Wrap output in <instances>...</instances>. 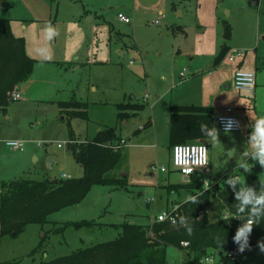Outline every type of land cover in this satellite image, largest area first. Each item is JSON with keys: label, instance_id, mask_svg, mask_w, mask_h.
Wrapping results in <instances>:
<instances>
[{"label": "rangeland", "instance_id": "374dc122", "mask_svg": "<svg viewBox=\"0 0 264 264\" xmlns=\"http://www.w3.org/2000/svg\"><path fill=\"white\" fill-rule=\"evenodd\" d=\"M4 1L0 16L12 18L13 34L25 40L26 54L37 61L30 80L23 83L27 99L10 101L0 111V184L22 177H60V173L80 176L82 167L73 159L69 142L63 143L70 131L83 140L98 122L121 126L122 120L117 118L121 102L127 104L121 119L137 117L121 132L126 145L119 168L125 169L126 188L94 185L82 201L51 213L46 223H31L22 232L1 236L0 264H38L43 258L113 239L118 230L110 224H146L162 210L164 200L172 207L185 200L188 192L184 188H172L177 191L173 192L164 187L180 182L182 176L171 165L170 105L179 103L180 94L190 86L191 71L199 68L198 74L208 83L213 74L235 63L227 58L221 64L214 63L223 45L247 50L243 69H253L255 56L264 63V0L260 4L252 0ZM118 11L130 14V25L116 19ZM49 28L54 30L51 37ZM182 71L185 74L181 75ZM228 71L230 74L231 68ZM209 86L220 89L215 81ZM146 93L149 99L144 105L138 101L143 102ZM218 97L223 101L221 93ZM246 98L245 105L233 109L242 131L218 130L217 141L210 138L208 148V160L230 165L227 176L241 178L235 184L227 183L238 188L246 187L251 175L264 181V166L254 158L252 134L248 133L251 127L254 130L252 122L261 116ZM71 100L88 103V119H62L59 102ZM146 119L150 125L134 133ZM6 139L23 140L26 151L11 153L3 142ZM43 139L44 145L39 146ZM57 142L63 143L61 148ZM43 147L58 154L57 164L49 166L42 157L35 160L34 154L39 155ZM162 165L166 171L159 170ZM115 172L120 174L118 169ZM80 220L98 224L62 227L65 222ZM40 241L42 246L31 254ZM258 242L250 248V262L263 264V243L257 246ZM178 259V249L168 247L167 264H180Z\"/></svg>", "mask_w": 264, "mask_h": 264}, {"label": "trees", "instance_id": "16d2710c", "mask_svg": "<svg viewBox=\"0 0 264 264\" xmlns=\"http://www.w3.org/2000/svg\"><path fill=\"white\" fill-rule=\"evenodd\" d=\"M11 18L0 16V111L10 102L8 92L31 75L36 59L25 52V40L15 36L11 29ZM225 37L229 36V26H225ZM223 45L214 58L218 64L227 54ZM59 106L68 110L70 118L88 119V104L85 101H61ZM122 102L117 104V117L123 116ZM202 125L214 127L213 110L204 105H171L169 111L170 149L176 143L206 140ZM120 139L114 127H104L93 137L75 140L70 131L69 149L73 159L82 167L80 176L45 177L34 179L22 177L0 184V237L11 232L19 233L31 223L44 224L48 216L64 207L79 203L94 185H110L126 188L127 180L116 174L122 162V148L113 145ZM167 190L184 188L188 195H197L198 201L183 200L179 209L186 219L184 226L159 222L149 225L124 221L115 226L118 230L113 239L77 248L69 254L43 258L38 264H167L168 247L182 251L180 264H200L206 253H223L232 249L237 229L251 216L252 204L243 205L237 194L253 191L264 194V181L251 175L244 188L229 186L227 183L217 188L203 190L200 173H193L185 182L164 186ZM260 207V206H256ZM207 210V211H206ZM228 212V219L223 217ZM200 214L199 217H197ZM95 220L65 222L76 228L93 227ZM192 228L189 234L186 227ZM59 228H54L58 231ZM264 239V208L261 209L259 223L252 227L249 245ZM182 240L188 245H180ZM43 241L33 248L34 254ZM211 248L209 251L206 250ZM45 252V251H43ZM264 264V263H263Z\"/></svg>", "mask_w": 264, "mask_h": 264}, {"label": "crops", "instance_id": "0c3cea01", "mask_svg": "<svg viewBox=\"0 0 264 264\" xmlns=\"http://www.w3.org/2000/svg\"><path fill=\"white\" fill-rule=\"evenodd\" d=\"M252 3L253 4H260V2L256 3L255 0H252ZM4 7H5V1L4 0H2V1L0 0V9L3 10ZM118 12H123V13H125V14L130 16V14H128V13H126L124 11H118ZM98 16L100 17V15H98L96 13V18L97 19H99ZM4 17H8V16H4ZM116 19H117V17H116ZM35 20L38 21L39 19H35ZM103 20L106 21V22H109V21H107L106 18H104ZM118 21H120V20H118ZM11 25H12V20H11ZM232 46H234V45H232ZM232 46H230V45L227 46L228 47L227 53H229L231 51H234L235 49H239V48L243 49V47H237V46L232 47ZM25 49H26V42H25ZM244 50L245 51H244V54L242 56L237 57V58H235L233 60L235 63H231L230 62V65L228 66V67L231 68V73L230 74H228L229 73L228 69H230L228 67H227V70H225V68H223L222 73L221 72H216L215 74L212 75L211 72H209L212 75L211 76L212 80L219 84L218 87L220 89H217V87H216V89H213L211 86H209V83H213V81L205 83V80H206L205 78L206 77H204L202 75H199L198 73H200V71H199L200 69L197 68V69H195V72H193V71L190 72L191 74H189V75H191V76H190L189 80H187V82L189 81L188 84L190 86L188 88L184 89L182 91V93L180 94L179 99L176 101V102H179V103H174V104H171V105H204V106H211L212 110H213V115L214 114H217V115L222 114L226 107H232L234 109V111H235V108L237 106L241 107V106L245 105V102L248 99V98H246V93L244 91L236 90L233 87V75H234L235 70L238 69V68L239 69H243L242 66L244 64V57H245V55L247 53V50L246 49H244ZM224 58H227V54L225 55ZM224 58L218 64H221L223 62ZM260 62H261V59L255 56L254 57V63H253V69H244V70H250V71H253L255 73V88L252 91V93L249 95V98L252 100L251 104H252V107L254 108V110L256 112H257V110H259V112H257V113L261 117H264V63L262 62V64H261ZM34 66H35V64H34ZM218 73H220V74H218ZM31 75H32V73H31ZM31 75L29 76L28 79H26L25 81H23V82H21L20 84L17 85L18 90L21 92V94L23 96V98L21 100L27 99V92H25L26 87L24 86L23 83L24 82H28L30 80ZM194 75H199V76L193 78ZM220 93L224 97L223 101L219 100L220 97H218V96H219ZM146 94H147V97H145ZM146 94H144L143 97H142L143 102L142 101H138V102L143 103L145 105V101L147 99H149V94L148 93H146ZM182 98H185V99H182ZM222 102H228V103L226 105H221ZM59 108H60L59 113L62 112V111L66 112V114L63 113V112H62V114L60 113L62 119L66 118V117L70 118L68 110L63 109L61 107H59ZM169 111H170V108H169ZM167 116L169 117V113H168ZM136 117L137 116H134V115H128V117L124 118V119H121V117H117L119 120H122L121 126H118V125H106V124H103L102 122H98L97 123V127L91 133V135L84 136V139L93 137L102 128L108 127V126L114 127L116 129L118 135L120 136V139H124V136H123V134H121V132L124 131L126 126H129V124L132 123L131 121H133ZM75 118H77V117H75ZM258 118H260V117H258ZM145 121L141 122V124L135 129L134 133H137L138 131L145 129L146 126L150 125V119H146ZM250 126H255V123L252 122V125H250ZM118 129H119V131H118ZM239 131H242V130H239ZM253 131L254 130L251 127L248 130V133L252 134ZM228 132H237V131H228ZM73 137L75 138V140H80L77 136H75V134L73 135ZM44 140L45 139L40 140V141L44 142ZM69 140H70V136H69V139L67 141H69ZM63 141H66V140H63ZM3 142H4V140H3ZM206 143L208 145V148L210 149L211 148L210 138L206 140ZM41 145H44V143H42ZM41 145H39V146H41ZM125 145L123 147H125ZM61 147H62V145L61 146L57 145V148H61ZM123 147H122V149H123ZM43 148L44 149L41 151V153L39 155H38L39 152L34 154L35 155V160L38 161L42 157L43 160L45 161V159L48 156H52L53 160H52L51 166H53L54 164H57L58 161H59V158H60V157H58V154L53 149H50V148H47V147H43ZM8 149H9V151L11 153H23V152L26 151L25 147H24L23 150H16V149L13 150V149H11L9 147H8ZM208 164H209V168H210V173H209L208 178L211 179V181H216L218 178L222 177L223 175H225V174L227 175L228 171H230L232 169L230 165L224 166V165L218 164L216 161H214V160H212L210 158L208 160ZM241 164L242 163L240 162V164L238 166L240 167ZM118 172L120 174H124L122 176L126 177L124 168H119ZM70 176H72V175H70L69 173H60V177H70ZM201 180H202V176H201ZM181 181L185 182V181H188V180H185L184 176H181ZM180 182H178V183H180ZM157 187L159 189V185H157ZM173 192H177V191L174 190ZM161 205L163 207L162 210L169 209V208L172 207V206H170V203L168 204L167 200L166 201L164 200L163 203H161ZM251 252H252V249L250 251V254H247V256L245 257V259H247L248 261L252 260ZM178 261H180V260L178 259Z\"/></svg>", "mask_w": 264, "mask_h": 264}, {"label": "built area", "instance_id": "2783aa9c", "mask_svg": "<svg viewBox=\"0 0 264 264\" xmlns=\"http://www.w3.org/2000/svg\"><path fill=\"white\" fill-rule=\"evenodd\" d=\"M261 0H256L255 2H260ZM117 19L123 23L130 24L132 22V18L123 13L118 12L116 15ZM244 49L239 48L235 49L227 53V58L230 61H233L235 58L240 57L244 54ZM185 74V71H182L181 75ZM233 87L236 90L244 91L246 93V97L252 93L255 88V73L250 70L244 69H236L233 75ZM147 97V94L145 95ZM8 98L10 101L21 100L23 98L21 92L17 88H13L8 92ZM231 118L234 122L229 130L226 125L228 119ZM218 128L223 131H239L242 130L241 123L237 116L233 112L232 107H226L224 112L218 115L217 118ZM68 141H63V143H67ZM6 146L13 150H23L24 149V141L19 139H6L4 140ZM44 142H40V145ZM63 143L57 142L58 146H61ZM126 144L124 139H120L114 145V149L122 148ZM201 162H204L203 164ZM171 165L172 168L178 171L182 176H191L193 173H200L202 176V185L203 190L210 188H217L219 185L223 183H227L230 178L226 174L222 177L218 178L216 181H211L208 178L210 173V168L208 165V145L203 142H181L176 143L171 148ZM158 170V168H156ZM160 171H166L165 166L159 167ZM222 182V183H221ZM221 183V184H220ZM207 211V210H206ZM201 213L197 217L200 216ZM228 215V212L223 213V217ZM183 217V219H182ZM149 225L153 223L159 222H168L171 225L184 226L186 224V219L179 209V205L173 206L169 209H164L149 218ZM258 242V241H257ZM260 242V241H259ZM257 244L259 246L260 243L264 244V239L262 242ZM188 241L182 240L180 245L185 247L188 245ZM252 245H249L248 248L245 249L244 252L238 251V242H236L235 246L223 253L218 252H210L206 253L201 259L200 264H256L250 261H245V257L250 251ZM180 254V259L182 256V251L178 249Z\"/></svg>", "mask_w": 264, "mask_h": 264}, {"label": "clouds", "instance_id": "9594fccd", "mask_svg": "<svg viewBox=\"0 0 264 264\" xmlns=\"http://www.w3.org/2000/svg\"><path fill=\"white\" fill-rule=\"evenodd\" d=\"M54 34V30L49 28L48 35L51 37ZM231 118L228 119L226 127L230 130L233 124ZM201 131L203 134L212 141H217V130L215 127L209 128L207 125H202ZM253 141V146L255 148L254 158L259 160L260 165L264 166V117H260L255 122L254 131L251 135ZM202 164L204 162H201ZM245 170H248L247 165H242ZM237 180H241L240 177H234L227 181V183L235 184ZM237 198L241 200V211H243V205L252 204L251 216L247 219L246 223L239 227L233 236V241L238 242V251L244 252L246 248L249 247V236L252 232V227L254 224L259 223V216L261 214V209L264 208V194L256 195L253 191L248 190L246 192H241L237 194ZM185 201H191L195 204L198 201L197 195H187ZM260 206V207H256ZM183 219V217H182ZM224 219H228V215L224 216ZM187 232L190 234L192 228L190 225L186 227ZM261 251H264V244L260 245Z\"/></svg>", "mask_w": 264, "mask_h": 264}, {"label": "water", "instance_id": "95a60500", "mask_svg": "<svg viewBox=\"0 0 264 264\" xmlns=\"http://www.w3.org/2000/svg\"><path fill=\"white\" fill-rule=\"evenodd\" d=\"M217 118H218V115H217V114H214V115H213V123H214V127H215L216 130L218 131L219 128H218ZM52 160H53L52 156H48V157H47V164H48L49 166H51ZM123 177H124V176H123ZM184 179H185V180H189V179H190V176H184Z\"/></svg>", "mask_w": 264, "mask_h": 264}]
</instances>
